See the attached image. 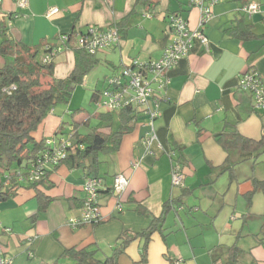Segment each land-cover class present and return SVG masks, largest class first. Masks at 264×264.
<instances>
[{
    "label": "crops",
    "instance_id": "crops-1",
    "mask_svg": "<svg viewBox=\"0 0 264 264\" xmlns=\"http://www.w3.org/2000/svg\"><path fill=\"white\" fill-rule=\"evenodd\" d=\"M156 1L151 9L137 0H28L25 8L16 0H0V22L8 24L11 38L30 47L43 44V51L61 46V37L74 29L120 31V43L97 53L99 63L81 85L93 95L109 89L110 79L134 62L163 57L176 40L167 27L171 14L184 17L192 30L198 27L200 11L190 0ZM252 3L260 10L244 13ZM54 8L59 12L50 15ZM248 30L252 38L238 36ZM205 33L209 47L196 44L165 74L167 86L157 93L160 115L154 122L153 154L142 144L151 128L147 117L139 114L120 149L101 157L100 223L70 225L83 214L86 177L66 166L51 169L53 188L45 194L52 202L45 210H40L30 189L0 202V245L12 264H73L60 259L71 249L95 251L96 259L103 261L124 231L143 232L152 218L161 216L163 233L152 238L146 264H227L234 245L240 250L238 264H264V188L259 184L264 182V149L228 150L219 141L231 128L254 141L264 137V111L255 110L252 96L239 88L241 76L249 71L264 79V0H218ZM54 62V77L66 78L75 68V53L65 48ZM3 64L0 58V67ZM73 108L69 104L52 110L35 132L36 140L58 142L63 123L68 124L64 136L68 137L70 124H83L98 111L72 116ZM112 113L116 128L117 112ZM77 115L83 118L77 120ZM78 130L89 131L84 125ZM173 152L185 163L183 188L172 186ZM120 174L130 184L124 195L117 196L112 189ZM173 200L177 204L171 208ZM139 206L148 216L139 212ZM143 244L132 243L118 264H139Z\"/></svg>",
    "mask_w": 264,
    "mask_h": 264
},
{
    "label": "trees",
    "instance_id": "trees-1",
    "mask_svg": "<svg viewBox=\"0 0 264 264\" xmlns=\"http://www.w3.org/2000/svg\"><path fill=\"white\" fill-rule=\"evenodd\" d=\"M142 2L151 9H154L157 4L156 0H137V3ZM9 18L12 19L13 14ZM78 33L83 31L78 32L74 29L68 34L69 40L62 43L65 48L74 51L75 68L68 77L56 79L54 77L55 62L45 64L43 61L47 52L46 49L43 51L44 45L30 47L21 40L11 38L8 24L4 21L0 22V58L4 60L3 66L0 67V202L15 197L21 189L34 190L35 198H38L40 202V210H45L52 202V199L45 194L46 190L53 188L50 181L52 171L47 170L39 180L31 181L28 177L31 165L53 149L46 140H36L34 133L45 122L52 110L60 105L70 104L77 88L99 63L96 59L97 54H90L77 44ZM238 36L245 40L253 37L249 30ZM74 42L75 46H73ZM42 53L44 56L39 59ZM12 87L15 89L12 90ZM98 95L99 92L93 93L92 102H96ZM83 112H86L83 108L77 109L73 111L72 116ZM116 112L118 123L116 128H114L115 114L113 115L112 112L96 111L83 124L73 122L70 124L72 131L68 137H64L68 124L63 123L56 134V139L58 138V143L64 139L70 140L71 146L67 148L65 159L53 169L66 166L70 170L82 171L86 179L100 178L101 157L112 155L120 149L123 137L134 129L139 116L133 107H126ZM93 122H95L94 125H92ZM80 125H84L89 131L79 132ZM107 128L109 132H103V129ZM219 141L228 150L235 147L245 151L264 149V137L261 141H254L241 136L235 128L226 130ZM177 160L184 170L185 163L182 158L179 157ZM20 177L24 179L20 181ZM259 184L264 188V182ZM102 190L103 188L99 194ZM175 204L177 200H173L170 207H174ZM170 207L166 204V212ZM138 210L147 215L141 206ZM163 225L164 216H161L152 218L151 225L143 232L124 231L112 255L103 261L96 259V252L88 249L65 250L60 259H69L73 261V264H118L120 257L126 253L132 243L143 240L139 264H146L152 238L157 233H163ZM229 250L227 264H238L239 248L234 245Z\"/></svg>",
    "mask_w": 264,
    "mask_h": 264
},
{
    "label": "built area",
    "instance_id": "built-area-1",
    "mask_svg": "<svg viewBox=\"0 0 264 264\" xmlns=\"http://www.w3.org/2000/svg\"><path fill=\"white\" fill-rule=\"evenodd\" d=\"M217 2L218 0H190L191 5L200 11L198 27L194 30L190 28L189 22L184 17L179 14H171L168 17L167 27L170 33L176 37V40L165 50L163 57L159 61L134 62L131 67L124 68L120 74L110 79V88L99 93L96 99L98 111L116 112L126 107H133L139 114L147 117L151 133L142 144L151 155L153 154L152 147L157 142L154 122L160 115L157 93L164 91L167 86L168 80L165 74L177 66L183 58H186L196 44L205 48L209 47V39L205 29L213 19V8ZM18 5L25 8L28 6V0H19ZM259 10V5L256 3L243 8V12L249 15L257 13ZM58 12L59 9L54 8L50 11V15ZM68 40V35L61 37V43ZM120 40V32L115 28L104 30L98 27H88L83 33L77 34V44L85 48L90 54H97L116 46ZM64 49L62 44L56 48H46L44 63L53 62L55 57ZM239 88L252 96L255 110L264 111V79L257 72L249 71L243 74L240 78ZM14 89L15 87H12V90ZM47 143L53 149L51 152L43 154L31 165L28 176L31 181L39 180L47 170H51L61 160L65 159L67 148L71 146L70 140L65 139L60 143L55 140H49ZM174 157L175 152L171 154L172 186L183 188L186 175L182 165ZM7 179L9 180V178ZM22 179L24 178L20 177L19 180L22 181ZM129 184L128 177L122 174L117 175L112 192L117 196H122L127 191ZM103 185L101 178L86 179L84 185L86 199L83 205V214L80 218L71 220V226L98 224L102 221L99 191ZM0 264H12L1 245Z\"/></svg>",
    "mask_w": 264,
    "mask_h": 264
},
{
    "label": "rangeland",
    "instance_id": "rangeland-1",
    "mask_svg": "<svg viewBox=\"0 0 264 264\" xmlns=\"http://www.w3.org/2000/svg\"><path fill=\"white\" fill-rule=\"evenodd\" d=\"M38 58L42 59V55H40ZM91 97H92V92L87 91L81 86V87H78V89L76 90L70 104L74 107L73 109L75 110L83 108L87 113H93L95 110H97L96 109L97 107H96V102L95 103L91 102ZM60 106H64V105H60ZM76 118L77 120L81 119L83 118V115H77ZM68 121H70V118L68 119ZM34 136H35V133H34ZM261 195H262V198H264V194L261 193ZM261 218L264 219L263 217Z\"/></svg>",
    "mask_w": 264,
    "mask_h": 264
}]
</instances>
